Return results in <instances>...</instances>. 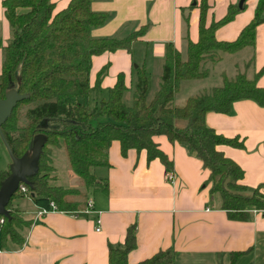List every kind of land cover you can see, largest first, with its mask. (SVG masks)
I'll use <instances>...</instances> for the list:
<instances>
[{"label":"trees","instance_id":"trees-1","mask_svg":"<svg viewBox=\"0 0 264 264\" xmlns=\"http://www.w3.org/2000/svg\"><path fill=\"white\" fill-rule=\"evenodd\" d=\"M93 1L72 0L57 14L54 0L4 1L12 38L4 48L0 99L5 98L11 84L21 94L29 95V99L17 106L2 130L17 158L30 150L37 136L48 137L40 171L31 178L33 189L28 187L35 205L48 209L54 202L62 213L86 216L88 191L108 189V183L97 178L92 170L109 166L112 143L121 144L124 156L132 149L145 150L149 161L159 159L170 168L172 163L154 141L157 136H165L172 143L187 147L202 161L210 172L206 186L211 185L212 195H221L222 209L231 220L248 221L252 212H264L262 188L244 185V170L219 150L220 146L244 149V142L220 135L206 124L208 113L229 114L236 101L252 100L264 107V88L258 86L257 79H249L245 73H239L234 80L223 76L222 86L189 98L184 106L173 105L182 82L209 78L210 71L205 67L207 57L211 56L216 64L223 54L234 55L255 47L257 27L264 22V1L236 41L219 42L216 31L231 22L239 10L230 7L222 21L207 28L209 0H202L199 41L193 43L187 39L185 57L172 44L167 45L161 86L151 100L152 73L147 53L142 63L135 62L132 89L126 87L121 74L115 87L109 90L108 99L92 109L87 98L91 92L93 57L118 50L131 52L133 44L145 32L142 29L123 39L92 38L91 30L109 20L108 15L92 11ZM19 9L27 12L20 14ZM106 72L107 67L101 71L99 81ZM102 118L110 120L100 121ZM54 149L64 150L70 169L80 180L77 188L52 185L57 180L52 176L56 171ZM9 174V170L0 172V187ZM17 197L26 196L17 193L14 199ZM30 226L31 222L18 211H11V218L5 219L1 226L3 242L23 246L22 230ZM136 243L135 227H132L123 247H109V264H128V255ZM174 261L175 251L169 249L139 264H174Z\"/></svg>","mask_w":264,"mask_h":264},{"label":"crops","instance_id":"crops-1","mask_svg":"<svg viewBox=\"0 0 264 264\" xmlns=\"http://www.w3.org/2000/svg\"><path fill=\"white\" fill-rule=\"evenodd\" d=\"M4 1L0 0V76L4 48L12 38ZM71 1L54 0L55 14ZM241 1L209 0L207 28L222 21L230 7L239 10L231 22L216 31L219 42L236 41L264 0H245L240 10ZM201 4L202 0H94L92 11L108 15L109 20L91 30L92 38L123 39L142 29L145 32L131 52L118 50L93 57L88 105L94 109L106 101L121 74L126 87L132 89L135 62L142 63L147 53L152 77L155 70L163 72L167 45L172 44L185 57L187 39L197 43L200 38ZM26 12L18 10L20 14ZM230 56H240V62L233 63L234 68L243 67V73L249 79H257L258 86L264 88V22L257 27L255 47ZM105 67L107 72L99 81ZM238 69L234 70L236 76ZM211 74L210 71L209 78ZM220 75L228 77L226 71ZM209 78L182 82L175 98L183 87L189 89L178 107L193 96L212 91L193 85ZM160 86L161 83L159 89ZM206 124L220 135L244 142V149L220 146L219 150L244 170V185L261 187L264 193V107L252 100L236 101L229 114L208 113ZM154 141L171 167L159 159L149 161L145 150L132 149L124 156L121 144L113 142L108 152L109 166L97 167L94 172L108 183V189L88 191L87 199H92L94 206L84 217L62 212L38 217L41 208L32 199H13L11 211H18L31 226L22 230L23 246L4 243L0 226V264H109V247H123L132 227L137 243L128 255V264L142 263L169 249L175 251L174 264H264V212H252L248 221L231 220L222 209L221 195H212L211 185L206 186L210 172L202 161L187 147L172 143L165 136H157ZM168 171L174 173L176 183L167 182ZM71 176L74 186L67 189L79 186V178L74 173ZM98 221L100 232L96 231Z\"/></svg>","mask_w":264,"mask_h":264},{"label":"water","instance_id":"water-1","mask_svg":"<svg viewBox=\"0 0 264 264\" xmlns=\"http://www.w3.org/2000/svg\"><path fill=\"white\" fill-rule=\"evenodd\" d=\"M244 3L245 0L240 2V9ZM27 99H29V95L21 94L14 87V84L9 86L5 98L0 99V137L11 158L10 174L0 187V217L8 220L11 218L9 206L19 191L21 184L33 189L34 185L31 182V178L35 177L40 171V159L48 141L46 135H39L33 140L30 150L23 157L17 158L14 155L2 128L17 106Z\"/></svg>","mask_w":264,"mask_h":264},{"label":"rangeland","instance_id":"rangeland-1","mask_svg":"<svg viewBox=\"0 0 264 264\" xmlns=\"http://www.w3.org/2000/svg\"><path fill=\"white\" fill-rule=\"evenodd\" d=\"M235 62H240V56L225 55V58L223 59V61L219 62V64H217L216 66L212 62L211 56L207 57L206 61H205V67L210 68V71L212 73L211 77L205 82H196L198 84H193V85H200L201 88H204L206 90H210V89L213 90L215 87H220L224 84V78H221V75H220L222 73V71L227 72L228 77H226V78H228L229 80H234L236 78V72H234V70L238 69L237 66H236L237 68H234L233 63H235ZM212 65H214V66L212 67ZM239 67L240 68L238 69L237 74H239V73L241 74L244 71L243 67H241V66H239ZM161 76H162V70H161V72H159V70H155V73L152 77V91H151V95H150V100L159 91L158 84L161 83ZM223 76H226V75H223ZM159 78H160V81H159ZM188 89H189L188 87H183L181 94H179L175 98V105L176 106L181 105V102H182L184 96L188 92ZM156 90H158V91H156ZM109 120H110L109 118L100 119V121H109ZM95 123L97 124L96 121L94 122V124ZM50 127H52V124H50ZM53 154H54L53 162H54V166L56 167V171L54 173H52V176L57 177V180L53 181L52 185L63 186L66 189L69 188V186H74L73 182L75 180H71L72 179L71 173H73V172L71 171V169L68 165V160L66 158L64 150L63 149H54ZM10 164H11V158H10V156L7 152V149H6L2 139L0 137V172L8 171ZM95 169L96 168H94L92 170L93 174L96 171ZM77 181L78 180H76L75 185H77ZM18 198H20V197H17V199ZM20 199H23V198H20ZM25 202L28 203V200H26Z\"/></svg>","mask_w":264,"mask_h":264},{"label":"built area","instance_id":"built-area-1","mask_svg":"<svg viewBox=\"0 0 264 264\" xmlns=\"http://www.w3.org/2000/svg\"><path fill=\"white\" fill-rule=\"evenodd\" d=\"M166 180H167L168 183H171V184L176 183V177H175V175H174V173L172 171H168L166 173ZM17 193H19L21 195H25L26 198H30L29 197V188L26 185H24V184H21L20 189H19V191ZM93 206H94L93 200L92 199L88 200L87 209H86L85 213L89 214L92 211ZM50 212H60L54 202L51 203L50 208H48V209L47 208H41L38 211L37 216L38 217H43L44 215H47ZM4 222H5V218L1 217L0 218V225L2 226L4 224ZM96 231L97 232L101 231L100 221L97 222Z\"/></svg>","mask_w":264,"mask_h":264}]
</instances>
